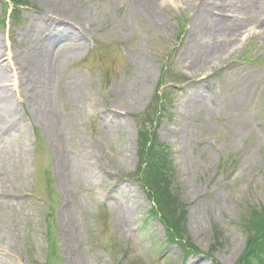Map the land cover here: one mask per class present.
<instances>
[{
    "label": "rangeland",
    "instance_id": "rangeland-1",
    "mask_svg": "<svg viewBox=\"0 0 264 264\" xmlns=\"http://www.w3.org/2000/svg\"><path fill=\"white\" fill-rule=\"evenodd\" d=\"M20 1L12 23L0 0V264H238L264 211V0ZM149 135L178 212L138 180Z\"/></svg>",
    "mask_w": 264,
    "mask_h": 264
},
{
    "label": "trees",
    "instance_id": "trees-1",
    "mask_svg": "<svg viewBox=\"0 0 264 264\" xmlns=\"http://www.w3.org/2000/svg\"><path fill=\"white\" fill-rule=\"evenodd\" d=\"M14 1V0H12ZM144 138V144L142 145V150L140 156L142 157L144 168L138 172V179L144 181V185L147 190L153 196L155 205L157 209H161L163 206H167L172 211H179L178 205L170 198L171 196L167 194V186L165 174L171 169L168 162L164 160L166 156L165 153L158 152L156 147L151 143H146ZM146 143V144H145ZM172 201V202H171ZM178 210V211H177ZM154 216L155 213L153 212ZM171 218V217H170ZM172 219V218H171ZM162 223H167L164 218L161 217ZM250 222L252 226L248 229V233L252 238L248 241L247 249L242 258L238 261V264H251V260H256L260 264H264V211L260 210L257 213L251 215ZM167 230L171 233V240H179L181 247L188 250L191 253H197L195 249L190 248L188 245L181 244L182 236L180 235V230L178 229L176 221H171V224H166ZM187 251V252H188Z\"/></svg>",
    "mask_w": 264,
    "mask_h": 264
},
{
    "label": "bare ground",
    "instance_id": "bare-ground-1",
    "mask_svg": "<svg viewBox=\"0 0 264 264\" xmlns=\"http://www.w3.org/2000/svg\"><path fill=\"white\" fill-rule=\"evenodd\" d=\"M142 2H144L145 4H147V5H150V6H153L154 8H155V12H157V10H156V7L158 6V3H155V2H157V0H141ZM50 42H48V47L46 46V48H45V51H44V53H45V55H44V58H47V56H48V54H49V52L48 51H50V46H52V43H53V41H52V39H50L49 40ZM48 57H50V59H48V61L50 62L51 60H52V58H57V54L56 55H54V56H52L51 55V53L49 54V56ZM57 60V59H56ZM47 61V62H48ZM44 62H46V61H43L42 63H40L39 64V69H38V73L44 78V79H47L48 78V76H50V74H51V71H48V70H50V69H52L53 68V64L52 63H50V66H49V68H44ZM0 110H2L1 108H0ZM6 120H8V119H3V120H1V122H0V125H2V130L1 131H7V130H9L10 129V127L12 126V124H11V121H6ZM76 165L75 166H73V168L72 169H70L69 171H70V175H72L73 176V173H75L74 171H73V169L74 170H77L76 169ZM62 181H61V185H62ZM8 196V195H7ZM122 222L124 223V224H126V220H125V218H123L122 219Z\"/></svg>",
    "mask_w": 264,
    "mask_h": 264
}]
</instances>
